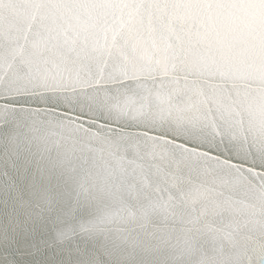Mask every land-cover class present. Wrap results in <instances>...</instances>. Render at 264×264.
I'll list each match as a JSON object with an SVG mask.
<instances>
[{
    "label": "water",
    "instance_id": "1",
    "mask_svg": "<svg viewBox=\"0 0 264 264\" xmlns=\"http://www.w3.org/2000/svg\"><path fill=\"white\" fill-rule=\"evenodd\" d=\"M0 264H264V0H0Z\"/></svg>",
    "mask_w": 264,
    "mask_h": 264
},
{
    "label": "snow or ice",
    "instance_id": "2",
    "mask_svg": "<svg viewBox=\"0 0 264 264\" xmlns=\"http://www.w3.org/2000/svg\"><path fill=\"white\" fill-rule=\"evenodd\" d=\"M151 131L155 132V129H152ZM164 135L168 136L169 138L175 139L176 143H185L187 146L189 147H195L196 145L193 144L191 141H186L183 140L181 137L176 136V137H172L171 133H163Z\"/></svg>",
    "mask_w": 264,
    "mask_h": 264
}]
</instances>
